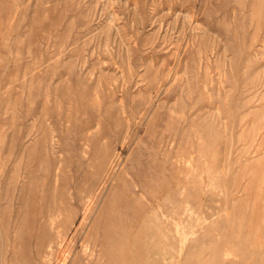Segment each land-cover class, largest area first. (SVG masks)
<instances>
[{"label": "rangeland", "instance_id": "374dc122", "mask_svg": "<svg viewBox=\"0 0 264 264\" xmlns=\"http://www.w3.org/2000/svg\"><path fill=\"white\" fill-rule=\"evenodd\" d=\"M0 264H264V0H0Z\"/></svg>", "mask_w": 264, "mask_h": 264}, {"label": "bare ground", "instance_id": "6f19581e", "mask_svg": "<svg viewBox=\"0 0 264 264\" xmlns=\"http://www.w3.org/2000/svg\"><path fill=\"white\" fill-rule=\"evenodd\" d=\"M62 263V262H61Z\"/></svg>", "mask_w": 264, "mask_h": 264}]
</instances>
